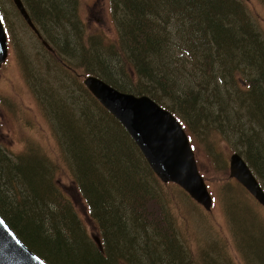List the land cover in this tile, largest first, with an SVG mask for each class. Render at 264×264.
Wrapping results in <instances>:
<instances>
[{
	"label": "trees",
	"instance_id": "16d2710c",
	"mask_svg": "<svg viewBox=\"0 0 264 264\" xmlns=\"http://www.w3.org/2000/svg\"><path fill=\"white\" fill-rule=\"evenodd\" d=\"M79 1L23 0L61 69L150 96L177 115L189 134L209 127L243 145V156L264 180L263 137L251 131L245 115L234 113L238 100L253 114L249 122L264 130V39L243 1L110 0L117 44L87 31ZM241 79H249L245 87ZM83 88L71 93L37 87L60 162L38 155V144L28 142L24 152L12 153L0 142V214L49 264L193 262L174 229L160 180L122 124ZM60 166L87 202L99 228L97 244L57 181ZM219 166L230 179L228 166ZM240 236L235 229L239 264H264L253 251L256 239L246 244ZM227 256L195 263L235 264Z\"/></svg>",
	"mask_w": 264,
	"mask_h": 264
},
{
	"label": "rangeland",
	"instance_id": "374dc122",
	"mask_svg": "<svg viewBox=\"0 0 264 264\" xmlns=\"http://www.w3.org/2000/svg\"><path fill=\"white\" fill-rule=\"evenodd\" d=\"M241 1L264 39V0ZM0 12L9 40V55L0 68V142L12 153L24 152L26 147L29 148L28 142H32L43 150H36L38 155L46 153L51 159L60 162V150L39 103L37 87H63L72 93L77 86H85V77L79 79L57 65L50 52L27 25L13 0H0ZM79 12L89 33L103 34L108 44L118 43L119 33L111 15L110 0H80ZM62 70L64 76L61 74ZM252 76L251 78L254 77ZM245 81L241 79V87L247 85ZM234 107L238 118L245 115L249 126L254 127L251 131L261 133L264 140L263 128L256 121L252 122L253 114L247 115L245 106L238 100ZM249 119L252 121L249 122ZM182 124L187 129L185 123ZM200 131L201 133H187L199 170L213 197L212 209L207 211L176 183H163L158 178L161 182V195L172 214L171 220L178 238L196 258L193 262L187 258L186 264H196V261L212 257L225 260V257L229 258L228 253L233 255L234 263L239 264L235 256L242 257L234 241L235 229L240 232L246 244H251L252 238L256 239L253 242L254 254L264 260V234L261 233L264 231V207L236 179H229L224 173H220L219 164L225 163L229 174L231 154L238 152L243 155L246 149L243 145L224 138L217 131H210L209 127L201 128ZM57 181L71 198L88 236L97 244L99 228L66 168L59 167ZM262 181L264 183L263 179ZM90 258L93 256L90 255Z\"/></svg>",
	"mask_w": 264,
	"mask_h": 264
},
{
	"label": "water",
	"instance_id": "95a60500",
	"mask_svg": "<svg viewBox=\"0 0 264 264\" xmlns=\"http://www.w3.org/2000/svg\"><path fill=\"white\" fill-rule=\"evenodd\" d=\"M29 27L51 50L33 22L23 0H13ZM9 54L8 37L0 16V68ZM84 84L93 96L127 130L149 166L163 183H176L207 211L213 197L200 173L189 136L174 113L148 95L123 92L96 75H87ZM229 176L240 182L264 207V189L244 157L233 153ZM99 241V240H98ZM0 264H48L33 252L0 214Z\"/></svg>",
	"mask_w": 264,
	"mask_h": 264
}]
</instances>
